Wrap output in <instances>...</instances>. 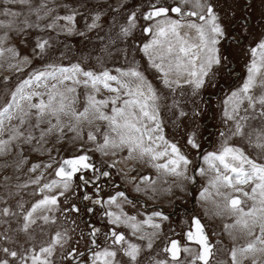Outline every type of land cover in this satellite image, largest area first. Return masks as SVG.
Wrapping results in <instances>:
<instances>
[{
  "label": "rangeland",
  "instance_id": "1",
  "mask_svg": "<svg viewBox=\"0 0 264 264\" xmlns=\"http://www.w3.org/2000/svg\"><path fill=\"white\" fill-rule=\"evenodd\" d=\"M200 3L203 7H196V0H188V3L184 0H29L28 4H8L0 0V10L19 13L15 17L0 14V21L5 25L0 26V49L3 50L0 55V111L12 103L17 88L40 71L79 65L97 75L108 71L119 77L117 69L135 68L152 84L158 96L156 107L162 131L154 135H163L189 161L187 165L180 163L177 171L183 175L177 176L170 170L154 166L167 164L174 158L171 149L168 156L152 160L149 155L141 157L138 152L130 155L125 146L101 147L105 134L117 143L119 141L108 122L95 119L92 113L87 120L82 118L80 121L61 116L63 131L54 130L40 140V130L33 127L35 110H31L33 114L25 117L26 123L20 125L19 117L23 114L13 108V119L5 120L0 139H8L17 127L25 136L30 132L36 139L25 143V137H19L0 154V260L7 259L9 264H32L31 256L52 244L56 234L60 233V243L53 247L52 255L47 256L50 264H92V253L105 247L117 251L116 264H158L159 261L201 264L196 259L198 245L184 239L186 231L191 230L192 217L198 215L214 245L209 264H234L233 250L237 252L236 264H253V261L264 264V252L239 251L256 242L261 235L259 224L252 226L249 222L251 234L249 229L237 224L240 214L231 210L225 197L239 198L244 202L245 211L253 201L232 188L219 184L213 187L217 173L204 160L208 153L219 154L229 146L239 148L253 161L264 164V115H261L264 106L256 103L251 107L245 101L238 112H233L232 104H225L231 93L239 90L247 79V69L253 59L251 49L264 41V0H200ZM209 5L223 31L215 46L220 63L211 66L199 89L185 83L186 75L180 77L179 84L165 85L163 74L152 67L149 56L143 51V45L152 39V33L145 29L151 27L155 31L160 18L147 20L146 14L153 6H180L185 12L204 14ZM67 15L75 16L74 23L58 19ZM169 17L182 24L189 21L204 23L196 16L169 13ZM124 29L128 30L127 34ZM185 31L192 37L196 35L194 30L181 29L182 33ZM44 41L47 44L41 50L37 45ZM77 78L86 79L82 75ZM174 79L175 76L170 77V80ZM47 83L51 85L56 81L49 79ZM111 83L117 86L115 82ZM65 85L76 88L70 95L76 98L77 112L87 106L89 94H95L97 99L115 95L102 85L99 93H94L91 85L85 87L83 83L73 85L66 81ZM65 85H60L61 89ZM25 91H39L47 98V89L43 87L33 86ZM251 94L258 97L260 87H255ZM121 98L127 97L121 92ZM39 99L34 97L32 102ZM21 104L28 111V102L21 101ZM111 107L109 104L102 110L111 115ZM226 109L231 118L225 115ZM49 119H44L41 128L50 126ZM52 123H55L54 119ZM237 125L240 126L239 133ZM89 133L96 138L90 140ZM189 140L198 146L193 147ZM158 143L157 151H163L165 145ZM79 155H86L95 170L77 174L67 190L59 184L51 191H41L45 184L61 180L55 176V170L62 160ZM216 163L223 173V167ZM107 170L109 174L104 175ZM86 177L99 184L90 185ZM253 186L237 185L248 192ZM218 190L224 195H217ZM117 193L124 195L117 196ZM46 195H55L57 204L33 213L35 223L27 222L25 230L24 217ZM85 196L90 199H84ZM113 196L117 197L116 203H108ZM131 196L138 200L132 201ZM96 200L100 203H95ZM143 201L155 209H145ZM4 209H8L7 214ZM108 212L135 217V221L129 223L139 224V231L134 232L123 223L112 224ZM157 212L161 215L155 216ZM44 216L49 219L45 221ZM165 216L167 219L163 218ZM150 217L153 223L160 225L159 228L143 223ZM94 228L98 231L93 236ZM113 230L123 233L129 243L139 246L135 261L124 255L126 245L112 243ZM176 239L181 245V256L173 260L164 249ZM93 240L97 243L93 244ZM5 248L9 253L17 252V257L5 253ZM256 248H264V245L256 243Z\"/></svg>",
  "mask_w": 264,
  "mask_h": 264
},
{
  "label": "snow or ice",
  "instance_id": "2",
  "mask_svg": "<svg viewBox=\"0 0 264 264\" xmlns=\"http://www.w3.org/2000/svg\"><path fill=\"white\" fill-rule=\"evenodd\" d=\"M8 4H28L29 0H4ZM188 3V0H184ZM196 7H203L200 0H196ZM175 13L189 17L196 16L200 21L204 23H195L192 21L182 24L180 20L171 19L169 13ZM0 14L4 16H18L19 13L13 12L10 9L0 10ZM153 18H160L157 20L155 25V31L153 28H146L145 32L152 33V39L149 43L143 45V51L149 56L152 63V67L158 72L163 74V83L170 86L172 83L179 84L180 77L187 76L188 79L185 83H189L195 86V88H201L205 83V77L208 75V70L213 64H219L220 58L217 55V48L215 47L218 43L217 37L223 35L222 28L217 23V16L214 14L211 5L206 9V13L201 14L195 11L185 12L180 6L175 7H155L153 11L146 14L145 19L152 20ZM67 21L69 24L74 23L75 16L67 15L64 17H58ZM0 26H5L0 21ZM10 26V25H7ZM95 27V24L92 25ZM188 29L195 31V37L190 35L189 31L181 32V29ZM69 31L72 29L69 28ZM127 29H124L127 34ZM47 41L38 43L37 47L41 50L44 49ZM9 52H13V49H8ZM15 54V53H14ZM252 61L248 66V76L242 87L231 93L225 104H232V111L238 112L240 106L247 101L249 106L255 107L256 103L264 106V41H261L256 47L251 49ZM0 55H3V50L0 49ZM159 61V63H157ZM52 67L51 65L49 66ZM120 76L112 75L108 71H104L97 75L91 71L83 70L79 65H73L70 68H55L52 71H40L34 74V76L25 80L12 95V103H9L2 111H0V134L4 132L5 120L11 121L13 119L12 109H18L23 115L19 117L20 125L26 123L25 117L32 115L31 110H35V124L33 127L40 130V140L48 134H51L54 130L60 127L61 116L73 117L76 121H80L82 118L87 120L89 114L92 113L95 119L107 121L111 132L115 133L119 143L116 139H110L108 134L104 135V143L101 147H107L110 144L113 147L125 146L127 147L129 154L138 152L141 157L149 155L152 160H158L161 157L169 155V149L174 158H170L167 164L154 165L157 168H163L170 170L175 175H183L182 172L177 171V167L182 162L187 165L189 161L187 158L180 154L179 149L175 144H169L163 137V135H154L160 133L161 127L158 119V111L156 107V101L158 96L152 84L148 82L143 74L137 71L135 68H130L127 71L117 69ZM82 75L86 79L81 81L77 77ZM171 76H175L176 79L170 80ZM120 77H127L129 79H121ZM258 78L259 81H258ZM51 79L56 81L49 85L47 81ZM66 81H71L73 85L81 84L85 87L91 85L94 93L100 92V85L103 89L108 92L114 93L115 95L107 99H97L95 94L87 95V106L84 107L83 111L77 112L74 107L76 98L70 94L76 92L75 87L65 85ZM111 82H115L117 85L114 87ZM60 85H65L61 89ZM43 87L47 89L46 99L43 98L44 94L39 91L26 92L25 89ZM259 86L261 94L258 97H254L251 93L255 87ZM121 92L124 98H121ZM40 98L38 102L33 103V98ZM21 101H27L28 111H25ZM119 102V104H118ZM112 105L111 115L106 114L102 109ZM225 115L231 118L229 112L225 111ZM264 115V111L261 112ZM46 117H49L48 124L50 125L46 129L41 128V123ZM52 119L55 123H52ZM91 122V121H90ZM150 124L154 126H150ZM13 134L8 139H0V154L4 153L10 143L19 137H25V143H31L32 140L36 139L32 133H28L25 136L24 132L20 128H14ZM237 132H240V126L237 125ZM88 138L94 140L96 137L89 133ZM162 142L165 147L163 151H157ZM189 143L193 147H197L193 140H189ZM205 162L212 168L216 173V179L212 182L213 187L218 184L224 187L232 188L235 191L242 192L245 197H248L253 201V204L248 208L247 211L242 207L244 203L237 197H225L228 200V206L235 213L240 214V218L236 221L237 224H242L244 228L251 230L249 222L251 221L252 226L259 224L261 235L256 238L255 243H249L246 247L239 249L241 253H249L255 251L264 252V248L257 249L256 243L264 245V164L257 163L250 159L244 154L239 148L225 146L222 151L217 153H208L204 156ZM88 157L86 155H80L75 158L65 159L62 161L60 167L56 171V175L61 177L60 181L53 180L51 183L45 184L41 191L48 189L51 191L59 184H63L65 190L69 187V181L72 177L80 172L82 169H88L92 167L87 163ZM223 167L224 172L221 173L220 167L217 163ZM51 167V165H48ZM35 170V168H33ZM230 173V174H229ZM107 175V173H104ZM254 185L251 188V192L244 191L243 187H237V185ZM207 192V190H205ZM63 195V192L60 193ZM123 193H117V196H123ZM204 193H202V196ZM217 195H224L217 191ZM116 196L109 199L108 203L115 204ZM84 199H90L85 196ZM95 203H100L96 200ZM57 204V197L55 195L44 196L43 199L39 200L34 204L31 210L24 217L25 230H27L28 223H35L32 219L33 213L38 209L55 206ZM119 207V205H117ZM78 211V209H74ZM90 210V209H89ZM4 213H8V209H4ZM107 215L111 217L112 224H126L131 227L134 232L139 231L140 225L137 223H129L135 221V217H127L118 215L114 212H108ZM155 216H160L161 213H154ZM45 221L49 219L48 216L42 217ZM167 219V217H163ZM143 223L148 224L150 227L159 228V224L152 222L151 217L145 220ZM194 231H189L187 239L194 241L201 246V252L196 257L208 264V258L211 255V247L208 244L207 237L203 232V226L199 219L193 220ZM95 231H98L95 230ZM95 231L93 235H95ZM112 243L114 245H126L123 248L124 255L128 256L132 261H135L139 254V246L134 243L126 241L123 233L116 231L111 232ZM61 234L57 233L56 237L48 247H42L39 253L31 256L32 264H50L47 256H51L53 247L60 243ZM143 239V237H141ZM93 240V244H95ZM151 247V243L148 245ZM169 252L173 260L178 259V254L181 251L179 241H171L170 247L164 249ZM188 251L187 248L183 249ZM5 253L11 255V257H17V252L9 249H3ZM46 254V256H42ZM117 251L105 247L101 250L94 251L92 253V264H116ZM236 250L232 252V259L236 264ZM0 264H9L7 259L0 260ZM158 264H165L164 261H159ZM253 264H256L253 261Z\"/></svg>",
  "mask_w": 264,
  "mask_h": 264
},
{
  "label": "flooded vegetation",
  "instance_id": "3",
  "mask_svg": "<svg viewBox=\"0 0 264 264\" xmlns=\"http://www.w3.org/2000/svg\"><path fill=\"white\" fill-rule=\"evenodd\" d=\"M80 156V155H79ZM75 157H77V156H75ZM75 157H72V158H75ZM87 163H89L92 167L90 168V169H82L80 172H78V173H76L74 176H73V178L69 181V182H72L73 180H75V178H76V176H77V174H79V173H81V172H85L86 170H89V171H92V168H93V164H91L89 161H87ZM95 170V166H94V168H93V171ZM107 172V174H109V172H108V170L106 171ZM86 179V181L90 184V185H97V184H99V182H94L93 180H91L90 178H88V177H86L85 178ZM112 185H113V183H111ZM128 193V192H127ZM129 194V193H128ZM131 199H132V201H137L138 199L137 198H135V197H132L131 196ZM143 204H144V208L145 209H147V210H151V209H155V207L154 206H149V205H147V202H145V201H143ZM148 208H150V209H148ZM163 212H164V210H163ZM165 213V212H164ZM94 230H96L95 228H94ZM94 230H93V232H94ZM96 232V231H95ZM94 236V235H93ZM96 238V237H95ZM96 243H97V241H96Z\"/></svg>",
  "mask_w": 264,
  "mask_h": 264
},
{
  "label": "bare ground",
  "instance_id": "4",
  "mask_svg": "<svg viewBox=\"0 0 264 264\" xmlns=\"http://www.w3.org/2000/svg\"><path fill=\"white\" fill-rule=\"evenodd\" d=\"M150 12V11H149ZM148 12V13H149ZM153 19H155V18H153ZM69 159H71V158H69ZM73 178V177H72ZM61 179V178H60ZM197 219H199L200 220V222H201V224H202V226H203V230H204V234L206 235V237H207V241H208V244L210 245V247H211V255H210V257H209V259H208V262L211 260V257H212V254H213V249H214V245L211 243V241H210V239H209V236H208V233H207V230H206V227H205V225H204V223L202 222V220L199 218V216L197 215V216H195ZM189 231H191V230H188V231H186V233H185V240H186V242H188V243H192V244H195V243H193V242H191V241H189V240H187V233L189 232ZM176 241H178L177 239H176ZM197 245V244H196ZM179 246H180V249H181V245H180V242H179ZM169 247H170V245H169ZM169 256H170V258L172 259V256H171V254L169 253ZM180 256H181V251L179 252V254H178V259L180 258ZM198 261H199V259H198ZM201 264H204L203 262H201V261H199ZM209 264V263H208Z\"/></svg>",
  "mask_w": 264,
  "mask_h": 264
},
{
  "label": "water",
  "instance_id": "5",
  "mask_svg": "<svg viewBox=\"0 0 264 264\" xmlns=\"http://www.w3.org/2000/svg\"><path fill=\"white\" fill-rule=\"evenodd\" d=\"M172 7H175V6H172ZM151 11H153V9H152ZM151 11H150V12H151ZM170 13H171V12H170ZM171 14H173V15H177V14H175V13H171ZM59 167H60V166H59ZM90 168H91V167H90ZM90 168H88V169H90ZM55 176L58 177V176L56 175V172H55ZM58 178H61V177H58ZM194 219H197V218H196L195 216H193L192 219H191V227H190V228H191V231H194V225H193V220H194ZM203 232H204V230H203ZM187 240H188V239H187ZM191 242L195 243L194 241H191ZM195 244H197V243H195ZM197 245H198V247H199V251H198V255H199V253L201 252L202 249H201V246H200L199 244H197ZM209 257H210V256H209ZM208 259H209V258H208ZM199 261H201V260H199ZM201 262H203V261H201ZM203 263H204V262H203Z\"/></svg>",
  "mask_w": 264,
  "mask_h": 264
}]
</instances>
